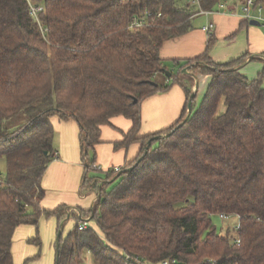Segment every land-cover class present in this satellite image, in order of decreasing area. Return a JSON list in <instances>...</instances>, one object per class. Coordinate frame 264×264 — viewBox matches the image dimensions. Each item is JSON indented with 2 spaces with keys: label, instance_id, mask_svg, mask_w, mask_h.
Instances as JSON below:
<instances>
[{
  "label": "trees",
  "instance_id": "1",
  "mask_svg": "<svg viewBox=\"0 0 264 264\" xmlns=\"http://www.w3.org/2000/svg\"><path fill=\"white\" fill-rule=\"evenodd\" d=\"M223 1L198 0L196 10L184 0H0V157L7 161L6 176L0 174V264H15L20 226L36 229L31 242L38 246L42 217L66 219L65 206L41 205L42 180L56 152L54 117L77 122L83 189L99 196L82 211L91 227L81 231L78 223L60 236L56 264H85L86 252L95 264H264V71L245 77L239 67L247 55L215 63L211 34L205 54L176 62L193 75L211 76L199 108L195 96L180 128L193 80L181 74L164 85L156 80L166 70L164 43L188 33L195 14L215 12ZM30 2L43 8L38 19ZM146 17L145 27L132 26ZM175 84L187 98L179 121L138 137L142 103ZM116 116L133 122L116 148L135 142L142 148L100 185L90 176L89 153ZM220 214L239 216L240 228L218 233L212 216Z\"/></svg>",
  "mask_w": 264,
  "mask_h": 264
},
{
  "label": "crops",
  "instance_id": "2",
  "mask_svg": "<svg viewBox=\"0 0 264 264\" xmlns=\"http://www.w3.org/2000/svg\"><path fill=\"white\" fill-rule=\"evenodd\" d=\"M184 1L199 10V5H194L193 0ZM241 4L240 0H225L213 14H195L192 19L193 27L188 33L164 43L160 52L164 68L172 74H181V77L191 78L193 80L192 91L194 92L197 87L196 94L201 84L205 87L204 94L206 93L211 76L198 74L196 80L192 76L183 74L184 69L182 70L176 62L183 63L206 53L210 35L203 30V27L209 22L215 25L212 35L216 41L209 54L215 63L224 64L247 55L245 62L251 57L253 59L245 66L242 64L239 67L245 77L253 80L264 71L263 30L261 27L246 23ZM170 79L165 73L156 75V80L162 85L171 83ZM186 101L185 92L178 84L173 85L168 92L146 99L141 105V127L138 137L156 134L172 127L181 118ZM52 122L55 127L54 150L58 152L59 159L51 162L43 177L42 187L46 195L41 205L48 210L65 206L67 215L65 221L60 223L56 217H53V220L58 222V228L61 229L74 215L80 219V215L88 218L82 211L93 208L99 196L90 190L83 192L85 163L77 122L73 119L64 121L58 117H54ZM132 128L133 122L124 116H116L111 119L110 124L101 127L100 142L94 147V151L89 153L95 167L90 170V176L97 177L100 185L106 183L105 177L112 168H124L139 157L141 143L135 142L126 147L116 148L118 143L126 139V135ZM91 195L92 202L88 207L83 199ZM69 209H76L77 212L69 213ZM18 233L21 235V240H24L26 236L32 235L33 227L20 226L14 238ZM55 248L57 254V243Z\"/></svg>",
  "mask_w": 264,
  "mask_h": 264
},
{
  "label": "rangeland",
  "instance_id": "3",
  "mask_svg": "<svg viewBox=\"0 0 264 264\" xmlns=\"http://www.w3.org/2000/svg\"><path fill=\"white\" fill-rule=\"evenodd\" d=\"M204 88L205 87L201 84L194 101V109L199 108L202 102L204 96ZM222 108L223 106H221L220 109L222 110ZM0 174L3 178L7 174V161L5 157H0ZM83 192L85 193L84 189ZM83 200H85L88 204V207H90L92 202V195L84 197ZM78 223H82V221L71 217L69 220L66 221V224H64V226L59 229L58 222L56 220H53V217H42L39 221L38 228V234L40 237L41 244L37 246L35 243L31 242V240L36 236V229L34 227L32 235H30L29 237L26 236V239L24 240H21V235L20 233H18L14 238V244L12 248L14 263L56 264L57 256L55 244L57 243L58 235L60 234V236L66 238L68 234L74 230ZM212 223L217 228L218 233L225 234L229 230L233 231L235 226L239 223V220L236 216H234L229 220L223 221L221 220L219 215H213ZM84 263L95 264L91 254L87 252L84 254Z\"/></svg>",
  "mask_w": 264,
  "mask_h": 264
},
{
  "label": "built area",
  "instance_id": "4",
  "mask_svg": "<svg viewBox=\"0 0 264 264\" xmlns=\"http://www.w3.org/2000/svg\"><path fill=\"white\" fill-rule=\"evenodd\" d=\"M192 3L195 5H199L198 0H193ZM30 6H31L32 16H34L36 19H38V14H39V12H41L43 10V8L40 6H35L31 2H30ZM241 10H242V14H243V17L245 18V20H248V21L254 20V21L259 22L260 27L262 28L263 33H264V3H259L257 0H245L241 4ZM200 14L210 15V14H213V12H205V11L201 10ZM147 16L150 17V14H148ZM158 16L160 17L161 15H158ZM148 17L143 18V19L134 20L132 26L137 27V28L145 27L146 25H148V20H147ZM214 28H215L214 23L209 22L206 26L203 27V30L208 35H211L212 32L214 31ZM58 159H59L58 152H55L53 161H56ZM92 167L95 168L94 165ZM121 171H122V168L115 167L111 172L118 173ZM68 211H69V213L77 212L76 209H69ZM219 216H220L221 220L225 221V220L231 219L235 215L220 214ZM80 217H81L82 223L79 224V230L83 231V230L91 227L89 217L84 218L82 215H80ZM236 217L238 218V220L240 219L239 216H236ZM239 228H240V226L238 223L235 226L234 230L235 229L238 230Z\"/></svg>",
  "mask_w": 264,
  "mask_h": 264
},
{
  "label": "water",
  "instance_id": "5",
  "mask_svg": "<svg viewBox=\"0 0 264 264\" xmlns=\"http://www.w3.org/2000/svg\"><path fill=\"white\" fill-rule=\"evenodd\" d=\"M250 24L251 25H254V26H258L260 27V23L257 22V21H250ZM264 58V57H263ZM253 58L251 57L249 59V61H251ZM249 61L245 62L242 66H245ZM163 73H165L168 77H171L172 76V73L167 71V70H164ZM183 74H187L189 76H192L194 77L196 80H197V76L196 75H193L188 68H185L183 71H182ZM196 90H197V87H195V91L193 92L192 96H191V99H190V102H189V106H188V114L186 116V118L184 119L183 123L179 124L177 128H180L185 122H187L191 116V113H192V100L195 98L196 96ZM171 134L167 135V136H170ZM165 136H158L156 137V139H159V138H163ZM152 145V140H150L148 142V145L146 147V153L149 151L150 149V146ZM144 158V156L142 158L139 159V161L136 163V165H134L133 167H130L128 169L125 170V172H129V171H132L134 170V168L142 161V159ZM122 175V173H120L118 176H116L114 179H112L111 181H109L108 183H113L114 181H116L120 176ZM91 220V218L89 219ZM59 238H60V234L58 235V240H57V244L59 243Z\"/></svg>",
  "mask_w": 264,
  "mask_h": 264
}]
</instances>
